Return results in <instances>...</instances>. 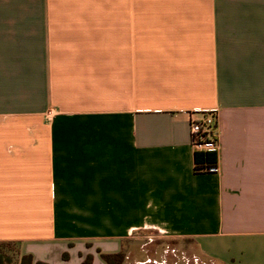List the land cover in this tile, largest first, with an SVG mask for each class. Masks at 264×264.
Masks as SVG:
<instances>
[{
  "label": "crops",
  "instance_id": "crops-1",
  "mask_svg": "<svg viewBox=\"0 0 264 264\" xmlns=\"http://www.w3.org/2000/svg\"><path fill=\"white\" fill-rule=\"evenodd\" d=\"M147 229L264 264V0H0V242L123 264Z\"/></svg>",
  "mask_w": 264,
  "mask_h": 264
},
{
  "label": "rangeland",
  "instance_id": "rangeland-1",
  "mask_svg": "<svg viewBox=\"0 0 264 264\" xmlns=\"http://www.w3.org/2000/svg\"><path fill=\"white\" fill-rule=\"evenodd\" d=\"M125 248L123 264H217L201 255L191 241L159 236L152 229L138 231ZM17 251L16 243L0 245L3 264H18Z\"/></svg>",
  "mask_w": 264,
  "mask_h": 264
},
{
  "label": "built area",
  "instance_id": "built-area-1",
  "mask_svg": "<svg viewBox=\"0 0 264 264\" xmlns=\"http://www.w3.org/2000/svg\"><path fill=\"white\" fill-rule=\"evenodd\" d=\"M216 110H208L202 118H190V135L192 145L200 151H216ZM216 167L208 168L207 171H214Z\"/></svg>",
  "mask_w": 264,
  "mask_h": 264
},
{
  "label": "trees",
  "instance_id": "trees-1",
  "mask_svg": "<svg viewBox=\"0 0 264 264\" xmlns=\"http://www.w3.org/2000/svg\"><path fill=\"white\" fill-rule=\"evenodd\" d=\"M217 165V152L216 151H200L196 150L194 152V170L195 172H202L207 171L208 168L216 167ZM11 242H0V245H6L10 244ZM19 254V252L17 251ZM67 255L64 253L63 258H66ZM117 257L118 262H120L123 257L121 254L118 255H104L103 258L106 259L109 263L113 262V258ZM9 259H7L8 261ZM89 258L83 261L82 264H89ZM4 263L3 255L0 254V264ZM32 263V257L30 255H24L21 257L19 264H31ZM36 264H43L41 262H36Z\"/></svg>",
  "mask_w": 264,
  "mask_h": 264
}]
</instances>
